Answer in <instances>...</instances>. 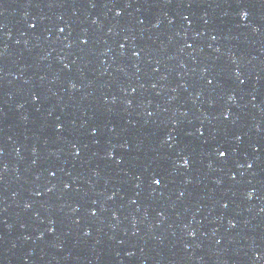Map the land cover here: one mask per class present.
Wrapping results in <instances>:
<instances>
[{"label": "water", "instance_id": "95a60500", "mask_svg": "<svg viewBox=\"0 0 264 264\" xmlns=\"http://www.w3.org/2000/svg\"><path fill=\"white\" fill-rule=\"evenodd\" d=\"M0 264H264V0H0Z\"/></svg>", "mask_w": 264, "mask_h": 264}, {"label": "snow or ice", "instance_id": "6c2138e0", "mask_svg": "<svg viewBox=\"0 0 264 264\" xmlns=\"http://www.w3.org/2000/svg\"><path fill=\"white\" fill-rule=\"evenodd\" d=\"M117 15H119V13H117ZM246 15H247L246 12L241 11V13H240L241 18H244ZM230 99H231V97H230ZM218 155H219L220 157H224V156L226 155V153H225V151H219V152H218ZM109 156H111V153H109ZM187 164H188V161H187V160H184V161H183V166H187ZM249 167H251V165H249ZM152 183H153V184H159L160 181H159L158 179H156V178H153ZM65 187H67V185H65ZM247 195H248L249 198H251L252 193L249 192ZM85 234H87V233H85Z\"/></svg>", "mask_w": 264, "mask_h": 264}]
</instances>
